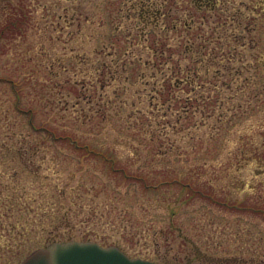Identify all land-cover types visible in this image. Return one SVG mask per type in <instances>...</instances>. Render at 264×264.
Wrapping results in <instances>:
<instances>
[{
	"label": "rangeland",
	"instance_id": "1",
	"mask_svg": "<svg viewBox=\"0 0 264 264\" xmlns=\"http://www.w3.org/2000/svg\"><path fill=\"white\" fill-rule=\"evenodd\" d=\"M199 6L0 0V264H264V0Z\"/></svg>",
	"mask_w": 264,
	"mask_h": 264
},
{
	"label": "water",
	"instance_id": "2",
	"mask_svg": "<svg viewBox=\"0 0 264 264\" xmlns=\"http://www.w3.org/2000/svg\"><path fill=\"white\" fill-rule=\"evenodd\" d=\"M20 264H156L130 258L117 246L104 247L94 241L54 242L31 253Z\"/></svg>",
	"mask_w": 264,
	"mask_h": 264
},
{
	"label": "trees",
	"instance_id": "3",
	"mask_svg": "<svg viewBox=\"0 0 264 264\" xmlns=\"http://www.w3.org/2000/svg\"><path fill=\"white\" fill-rule=\"evenodd\" d=\"M63 138H66V137H63ZM67 138H69L70 139V137H67ZM71 140V139H70ZM72 141V140H71ZM74 142L72 141V144H73ZM74 146L78 149V150H81L82 148L79 146V145H77V143H74ZM84 150H86L88 153H90L89 152V150L88 149H84ZM90 154H92V153H90ZM110 167H111V171L112 172H116V163H114V162H110ZM125 176H126V173H125ZM146 186H148V184L146 183ZM145 186V187H146Z\"/></svg>",
	"mask_w": 264,
	"mask_h": 264
},
{
	"label": "flooded vegetation",
	"instance_id": "4",
	"mask_svg": "<svg viewBox=\"0 0 264 264\" xmlns=\"http://www.w3.org/2000/svg\"><path fill=\"white\" fill-rule=\"evenodd\" d=\"M194 2L199 6V9H201L204 5H209L211 3V0H194Z\"/></svg>",
	"mask_w": 264,
	"mask_h": 264
}]
</instances>
